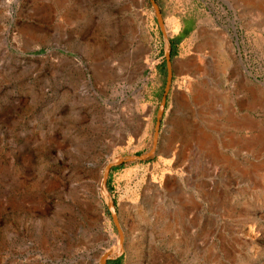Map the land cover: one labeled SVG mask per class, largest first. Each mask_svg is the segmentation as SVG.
Listing matches in <instances>:
<instances>
[{"label": "rangeland", "instance_id": "rangeland-1", "mask_svg": "<svg viewBox=\"0 0 264 264\" xmlns=\"http://www.w3.org/2000/svg\"><path fill=\"white\" fill-rule=\"evenodd\" d=\"M130 1L0 0V264H80L122 234L106 264H264V0H143L149 67ZM204 19L234 26L249 72L244 92L213 67L216 118L176 105Z\"/></svg>", "mask_w": 264, "mask_h": 264}, {"label": "bare ground", "instance_id": "bare-ground-1", "mask_svg": "<svg viewBox=\"0 0 264 264\" xmlns=\"http://www.w3.org/2000/svg\"><path fill=\"white\" fill-rule=\"evenodd\" d=\"M142 1L143 0H132V1L128 2V4H130V5L128 7L124 8V11L126 12V17H127V21L125 23L124 29L127 30V32H128L129 44L131 45L133 43H138L140 46V48H138L137 50L139 53L138 59H140L141 64L143 65V67L144 66L149 67L151 65L150 64L151 61L149 62L148 57H147V53L149 51L148 41H149V38L151 37V31H150V28H149L150 26H149L147 16H146V10L142 5V3H143ZM156 15L159 17V12H158L157 8H156ZM159 19H160V17H159ZM165 22H166L165 26L162 27V29L164 30L165 33L170 32V33L176 34L179 32L180 23L176 18H168L167 20H165ZM230 28H233V30H234L233 25L217 26L210 19L201 20L199 30L193 35V37L189 41L190 45H194V44L198 45V46H196V50H195V52L198 53V55H197L198 57H196V59H194L190 62L189 61L185 62L183 60V61H178L176 63L177 67L181 65L186 70L188 69V72H189L188 76L186 78V81L184 83L182 82L183 86L182 87L180 86L181 88L178 89V91L176 92V105L177 106L186 105L189 101L188 97L191 95L193 97V104L196 108H198L199 114H200V108H201L202 112L205 114V118H208L210 115L213 118H216V115L214 113L215 109L221 104V101H225L224 98L222 97L221 91L218 90L219 87H221L220 89H222L223 85H221L219 83V85H211V88H206V85H205V83H208L207 79L211 75L212 71H214L213 67H215V65H217V67H216L217 73H221L222 75L225 76V78H226V76L227 77L229 76L230 79H236L238 81V85H237L238 87L237 88H240V90L247 92V90H246V78H247V74L249 72H248V69L245 65V61L242 58V56L241 55L238 56L236 54H233L236 52V50H235V46L233 44V37L234 36L230 32V30H229ZM170 35H172V34H170ZM200 40L205 41L204 44H202L201 46L199 44ZM237 44H238V47H240L239 41L237 42ZM207 45L209 48L207 47ZM168 50H169V48H168ZM134 54H135L134 50L132 52H130V56L134 57ZM187 57H189V56H187ZM220 57H222L223 59H225L228 62L227 63L228 65H225L226 66L225 68H218V64L220 63V61H219ZM118 73H119V76L123 75L124 69L121 68ZM192 84H194V85H192ZM247 84H249V83H247ZM89 93H87V94L89 95ZM223 105H225V104H223ZM126 107H128V106H126ZM132 107L133 106H131V109H130L131 111H129V112H131V118L128 120V122H129L128 125L134 126V124H135L134 123V117H135L134 114L135 113H134V110H132ZM226 111L220 110V112H216V114H219L220 116H224L223 114H226L225 113ZM142 116H144V115H142ZM116 123H118L120 126L125 125L123 122H121L119 120H116ZM140 125H142V123L141 124L139 123L138 127ZM138 129H140V127ZM208 130L217 132V130H214V127L212 124H210L208 126ZM113 134H114V137L116 138V140L120 141V143H123L122 141L124 139H126V137H127V135H125V133L122 132L121 130L114 131ZM197 135H198L197 136V142H199V144L200 143L201 144H206V143L210 144L207 140V137L209 135L206 136V134L204 132H200L199 134L197 133ZM135 136L137 137V135H135ZM168 140H170V142L167 141L168 143H172L171 137ZM125 141L127 142V140H125ZM215 145H217V144H215ZM213 151H215V149ZM221 155H222V153H221ZM207 164H209V163L207 162ZM105 185H106V179L104 178L102 181V184H101V190L104 193V196H106V198L108 199V203H110V207H112L111 201L108 198V193H107ZM106 237H109L110 239H112L113 235L110 232H107L105 235L97 236L95 241H98V242H101V240L104 241L106 239ZM121 238L123 241V234H122ZM122 241L120 240V244L118 243L119 245L116 248H113L111 250L109 249V251H107V250L104 251V249L102 247H100L98 249L99 254L95 255L93 257L92 261L90 260L87 262V259L83 256L82 261H80V264H83V263L84 264L85 263L86 264H106L107 258L117 257L123 252L124 247H123ZM89 243H91V239L88 241V244ZM70 247H73V246H70ZM93 248H94V246H93ZM88 253H89V251H88Z\"/></svg>", "mask_w": 264, "mask_h": 264}, {"label": "trees", "instance_id": "trees-1", "mask_svg": "<svg viewBox=\"0 0 264 264\" xmlns=\"http://www.w3.org/2000/svg\"><path fill=\"white\" fill-rule=\"evenodd\" d=\"M179 41H180V40H177V41H176V44H177ZM108 264H120V261H117V262L110 261Z\"/></svg>", "mask_w": 264, "mask_h": 264}]
</instances>
